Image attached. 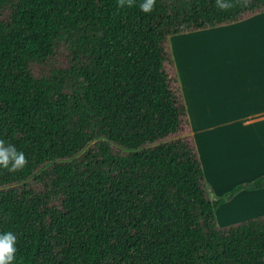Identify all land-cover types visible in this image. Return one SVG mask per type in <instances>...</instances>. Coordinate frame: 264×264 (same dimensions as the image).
Wrapping results in <instances>:
<instances>
[{
	"label": "trees",
	"instance_id": "trees-1",
	"mask_svg": "<svg viewBox=\"0 0 264 264\" xmlns=\"http://www.w3.org/2000/svg\"><path fill=\"white\" fill-rule=\"evenodd\" d=\"M0 0V233L13 264H264V216L221 228L168 46L264 0ZM217 217V216H216Z\"/></svg>",
	"mask_w": 264,
	"mask_h": 264
},
{
	"label": "crops",
	"instance_id": "crops-1",
	"mask_svg": "<svg viewBox=\"0 0 264 264\" xmlns=\"http://www.w3.org/2000/svg\"><path fill=\"white\" fill-rule=\"evenodd\" d=\"M228 27L232 30L233 45L238 44L242 49L238 56L224 58L221 62L220 72L216 74L210 73L206 77L207 80L202 81L203 84H216V89L200 92L198 88L202 78L200 79L199 76L194 78L191 75L195 88V92H193L195 95L197 94V97L204 105L207 104L205 112L200 115L203 120L207 119L211 114V109L215 110L208 106L210 99L217 103L218 122L202 124L205 127L200 131L201 133H206L205 142L211 146L207 152H205L203 147L204 157L203 160L201 159V165L202 162H206L205 165H202L203 173L218 198L239 184L249 183L258 177L264 176V140H262L264 139V13L229 24ZM219 28L224 27L219 26ZM224 112L228 113L222 117ZM232 127L235 130H229L231 133L249 132L253 137L256 136L257 139L262 140L258 143L259 148L258 146H250L241 150L246 157V161L244 165L240 164L237 167L222 161V159H216L213 162L211 160L212 156H210L213 150L216 149L214 144L223 147L221 143L224 141L222 138L213 137L209 134L218 131L220 128ZM198 132V129L192 128L191 133L194 139L197 137L195 135ZM195 141L197 142V140ZM223 148L226 152L228 151L227 148ZM233 148L237 150L239 147L235 146ZM263 192L264 187L255 190H243L229 202L232 203L242 197L260 195ZM222 208L219 207L218 209L222 210ZM263 216L264 213L261 214V217ZM257 217L260 216L247 215L240 218L237 216H234V218L225 216L221 220L217 219L216 223L219 227L224 228Z\"/></svg>",
	"mask_w": 264,
	"mask_h": 264
},
{
	"label": "rangeland",
	"instance_id": "rangeland-1",
	"mask_svg": "<svg viewBox=\"0 0 264 264\" xmlns=\"http://www.w3.org/2000/svg\"><path fill=\"white\" fill-rule=\"evenodd\" d=\"M224 28H215L205 31L189 32L183 33L175 36H171L168 39V46L171 52L173 67L175 75L178 78L179 87L182 93L183 102L186 108L188 122H189V136L194 140L199 159L203 160V147L205 152L211 148L210 145L206 144V133H201V129L204 128L202 124L218 122L217 120V103L210 99V104L208 106L215 109H211V114L207 119H202L200 116L205 112V107L202 101L195 95V88L191 80V75L199 76L202 80L199 82L198 90L202 92L203 90L216 89V84L204 83L202 81L207 80L206 77L210 73L216 74L220 72L222 67V60L224 58H229L233 56H238L241 53L240 45H233L232 43V30L230 27L222 26ZM194 91V92H193ZM228 112L222 113L223 115ZM198 129V134L195 135V139L191 130ZM229 130L234 131L235 128H220L218 131L211 132L209 134L213 137H219L223 139L221 145L228 149L226 152L220 145L214 144L215 150L211 157V160L215 162L216 159H222L224 162H228L234 167L240 166V164L245 163L246 157L242 154V149L248 147L258 146L262 140L257 139L256 136H252L249 132H241L240 134H234L229 132ZM220 131V132H219ZM228 136V137H227ZM197 140V142L195 141ZM204 144V145H203ZM238 146L239 148L234 150L233 147ZM243 147V148H242ZM231 150V151H230ZM261 155V154H260ZM206 162H202L205 165ZM205 182L209 185L207 179ZM212 189V197H216L214 189ZM223 195V194H222ZM221 195V196H222ZM220 197V196H219ZM230 203V204H229ZM219 207H223L219 210ZM214 212L215 220H221L223 217L234 218L244 217L247 215L260 216L264 213V192L260 195L242 197L234 202H228L219 206ZM233 212V213H232ZM227 214V215H225ZM217 216V217H216Z\"/></svg>",
	"mask_w": 264,
	"mask_h": 264
},
{
	"label": "clouds",
	"instance_id": "clouds-1",
	"mask_svg": "<svg viewBox=\"0 0 264 264\" xmlns=\"http://www.w3.org/2000/svg\"><path fill=\"white\" fill-rule=\"evenodd\" d=\"M136 0H117V6L131 8L135 6ZM156 0H143L139 8L144 13L154 10ZM216 5L221 10H228L233 7L231 0H216ZM28 164V159L23 151L17 150L14 145L6 144L0 139V168L10 172L22 170ZM18 237L15 233L8 231L0 233V264H13L18 251L16 245Z\"/></svg>",
	"mask_w": 264,
	"mask_h": 264
}]
</instances>
